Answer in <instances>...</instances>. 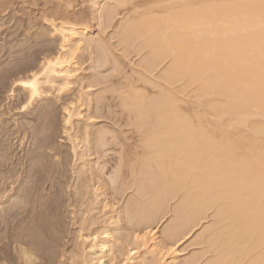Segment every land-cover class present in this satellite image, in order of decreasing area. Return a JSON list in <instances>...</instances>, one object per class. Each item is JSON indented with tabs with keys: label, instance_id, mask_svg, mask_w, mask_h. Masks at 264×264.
<instances>
[{
	"label": "bare ground",
	"instance_id": "6f19581e",
	"mask_svg": "<svg viewBox=\"0 0 264 264\" xmlns=\"http://www.w3.org/2000/svg\"><path fill=\"white\" fill-rule=\"evenodd\" d=\"M109 4L104 7V16L110 20L121 13L122 7H131L133 11L121 21L122 44L131 47L139 41L140 48H147L149 68L154 69L167 60L162 78L170 85L184 81L182 88L195 85L194 102L199 106L196 108L190 100L194 108L186 109L180 104L182 98H176L179 96L176 90L174 94L172 88L160 89L162 85L145 75V78L142 75L146 83L143 88H139L144 83L141 77L142 81L134 79L136 83L142 82L136 86L131 76L127 80L123 74L124 83V76L119 78L118 72L122 73L119 59L115 57L118 62L112 59L115 55L106 44L100 48L101 65H111V71L118 73L112 76L109 67L107 70L112 74L104 77L110 80L118 77L123 84L116 80L117 87H112L116 81L110 82L113 85L109 84L112 88L108 87L107 91L110 90L111 97L105 95L99 100L98 111L103 112L105 105H109L113 91L115 107L127 111L122 113L130 118H125L126 123L131 122L133 133L141 136L128 150L125 143H119L123 141L112 127H99L97 141L94 139L97 149L108 148L105 152L111 150L113 143H119L121 155L118 151L120 158L115 162L118 166L114 174L128 169L131 173L125 171L123 175L128 172L132 175L126 178L135 177L139 196L133 198L132 207L137 214L142 213L141 218L144 216L147 221L149 218L148 226H151L144 235L136 236L138 244L152 255L157 251L163 264H177L180 252L175 248L164 252L166 245L159 241L156 226L171 213V221L164 230L167 240L182 241L202 225L195 241L209 247L206 246L205 252H193L183 258L182 264L200 261L202 264H264V0H114V4ZM103 13L100 12V17ZM80 28L69 22L55 26L62 38L59 51L47 53L38 70L31 69L29 75L14 81L28 95L20 107H31L36 96L42 94L43 82L53 83L55 76L61 75L64 83L69 84L78 53L94 40L88 37L87 27ZM99 44H104L103 40L97 45L102 47ZM147 83L153 86L148 91ZM157 87L160 91H151ZM112 105L106 107L113 110ZM71 115L69 112V118ZM54 149L53 156L67 155L62 149ZM36 154L32 160L38 163L43 157L39 155L41 159H37ZM123 175L117 178L123 179ZM33 190L29 189L25 197L15 201L14 206L19 205L18 214L26 213L28 205L35 200ZM172 201L175 202L170 207ZM103 233L106 236L99 248L111 252L113 235L108 229ZM138 255L137 264L149 261L148 257Z\"/></svg>",
	"mask_w": 264,
	"mask_h": 264
},
{
	"label": "rangeland",
	"instance_id": "374dc122",
	"mask_svg": "<svg viewBox=\"0 0 264 264\" xmlns=\"http://www.w3.org/2000/svg\"><path fill=\"white\" fill-rule=\"evenodd\" d=\"M108 3L110 6L114 0H0V264H137L138 254L148 257L149 261L143 264H163L157 251L152 255L136 239L151 226H148L149 218L148 221L144 216L141 218L142 213L137 214L136 208L133 209V198L139 196L136 181H133L135 177L126 178L132 175L128 174V169L124 170L128 171L126 176L119 170L121 174H114L115 162L120 158L117 153L121 148L119 143H125L124 147L128 150L140 141L141 136L133 133L131 122L127 120L126 123L127 113L123 115L126 110L119 111L117 104L118 109L115 107L113 91L112 98L107 102L109 105H105L103 112L98 111V103L105 95L111 97L108 87L114 83L112 87H117V81L123 74L127 75L126 78L131 76L132 83L146 76L157 82L158 86L162 85L160 89L172 88L171 92L176 94L177 91L179 95L176 98H182L183 104H180L185 108L190 107L188 109L194 108L193 104L199 107L194 102L196 87L191 84L182 88L184 81L171 83L174 85L167 83L161 73L168 61L154 69L149 68V50L142 46L140 48L139 41L138 45L133 43L131 47H125L120 40V24L133 11H130V5V9L122 7L121 13L119 11L110 20L104 16ZM100 12H104L101 17ZM64 22L75 24L80 29L87 27L88 37L94 40L78 53L77 65L73 67L75 69L69 84L64 83L66 81L61 75L53 77V83L43 82L40 89L42 94L36 96L31 107L24 109L20 106L26 101L27 91L14 81L29 75L31 69L38 70L47 53L59 51L62 38L55 31V26L59 27ZM99 40L104 42L99 44L102 47L97 46ZM105 44L111 48L109 52L115 55L112 59L118 58L119 62L115 60L122 68L117 81L110 76L116 81L114 83L107 75L113 73L115 77L118 73L111 71L113 66L106 67L99 62L102 56L100 48ZM116 66L121 69L118 64ZM109 67L112 73L107 70ZM142 75H145L144 78ZM123 81L118 82L123 84ZM139 82H135L136 86ZM143 84L139 88L145 87L146 83ZM147 85L149 88L146 90L153 88ZM13 89L15 94H12ZM160 89L157 87L151 91L156 93ZM110 104L113 110L106 107ZM116 111L123 114L116 116ZM69 112L72 113L70 118ZM68 118L69 124L66 123ZM85 126L88 129L86 132ZM102 126L112 127V131L115 129L118 134L114 133L120 135L123 141L119 142L118 138V146L113 143L114 146H110L111 150L107 152V147L103 151L100 150L102 147L99 146V150L96 147V133ZM54 147L66 151L67 155L53 156ZM114 147L116 150H113ZM34 153L38 155L37 159H41L40 162L32 160ZM118 174L123 175V179H118ZM29 186H33L32 189ZM29 189L34 191L33 196L29 195L30 199L35 200L28 205L26 213L18 214L19 205L14 206L15 201L25 197ZM172 202L170 207L175 201ZM31 208L33 212L29 211ZM171 216L169 213L156 226L159 241L166 245V248L163 245L164 252L169 248L180 252L177 264H182L183 258L209 249L207 243H196L198 240L195 236L199 230L201 232L202 225L192 231L189 238L178 242L167 240L164 230ZM4 222L10 223L6 225ZM156 226L154 224L153 227ZM106 229L113 235L111 252L99 248L101 240L105 239L103 231ZM138 245L141 246L138 248ZM198 264H202V261Z\"/></svg>",
	"mask_w": 264,
	"mask_h": 264
}]
</instances>
